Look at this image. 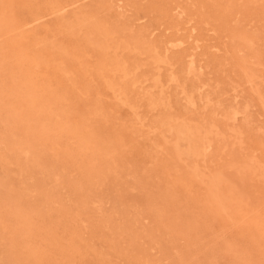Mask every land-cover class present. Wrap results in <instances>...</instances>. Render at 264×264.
<instances>
[{
	"label": "rangeland",
	"instance_id": "rangeland-1",
	"mask_svg": "<svg viewBox=\"0 0 264 264\" xmlns=\"http://www.w3.org/2000/svg\"><path fill=\"white\" fill-rule=\"evenodd\" d=\"M0 264H264V0H0Z\"/></svg>",
	"mask_w": 264,
	"mask_h": 264
},
{
	"label": "bare ground",
	"instance_id": "bare-ground-1",
	"mask_svg": "<svg viewBox=\"0 0 264 264\" xmlns=\"http://www.w3.org/2000/svg\"><path fill=\"white\" fill-rule=\"evenodd\" d=\"M1 27H5V25H4V26H1ZM5 28H6V27H5ZM190 58H191V57H190ZM193 62H194L193 60H190V62L188 63V64H189V67H192V66H193ZM30 99H31V98H30ZM30 99H29V100H30ZM2 105H3V104H2ZM2 105H1V106H2ZM3 106H4V105H3ZM29 117H30V116H29ZM24 118H25V117H24ZM24 118H23V119H24ZM13 217H14V216H13ZM28 224H29V222H26V225H28ZM28 230H29V232H32V229H31L30 227L28 228ZM50 245L52 246V244H50Z\"/></svg>",
	"mask_w": 264,
	"mask_h": 264
}]
</instances>
